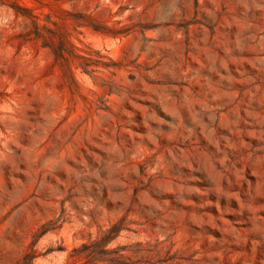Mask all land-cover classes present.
Listing matches in <instances>:
<instances>
[{
  "label": "rangeland",
  "instance_id": "rangeland-1",
  "mask_svg": "<svg viewBox=\"0 0 264 264\" xmlns=\"http://www.w3.org/2000/svg\"><path fill=\"white\" fill-rule=\"evenodd\" d=\"M0 264H264V0H0Z\"/></svg>",
  "mask_w": 264,
  "mask_h": 264
}]
</instances>
